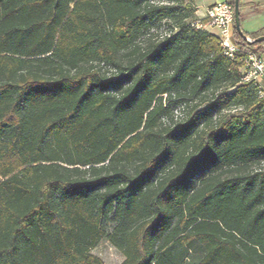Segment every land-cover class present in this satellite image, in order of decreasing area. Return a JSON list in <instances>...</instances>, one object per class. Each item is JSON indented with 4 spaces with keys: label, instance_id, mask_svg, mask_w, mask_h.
Here are the masks:
<instances>
[{
    "label": "trees",
    "instance_id": "16d2710c",
    "mask_svg": "<svg viewBox=\"0 0 264 264\" xmlns=\"http://www.w3.org/2000/svg\"><path fill=\"white\" fill-rule=\"evenodd\" d=\"M182 2L0 0V264H264V95Z\"/></svg>",
    "mask_w": 264,
    "mask_h": 264
},
{
    "label": "built area",
    "instance_id": "2783aa9c",
    "mask_svg": "<svg viewBox=\"0 0 264 264\" xmlns=\"http://www.w3.org/2000/svg\"><path fill=\"white\" fill-rule=\"evenodd\" d=\"M234 23V7L228 0L216 2L207 6L201 16H196L190 25L196 29L213 32L218 39L222 52L227 57H239L242 62L241 79L243 82H253L264 95V62L262 57L251 50H243L234 43L232 38ZM248 42L253 39L247 37Z\"/></svg>",
    "mask_w": 264,
    "mask_h": 264
},
{
    "label": "rangeland",
    "instance_id": "374dc122",
    "mask_svg": "<svg viewBox=\"0 0 264 264\" xmlns=\"http://www.w3.org/2000/svg\"><path fill=\"white\" fill-rule=\"evenodd\" d=\"M187 4H189V0H183V2L180 4V7L186 8L185 6ZM188 8H190V10L193 8V14L189 15L188 18H192L193 16L194 17L199 16L194 12L195 10L194 2H193V6L191 5V7ZM171 23H173V20L171 19L162 20L159 23L158 27L156 28V32L162 35L168 33L170 30L169 24ZM187 111H188V107H185L184 104L180 105L179 107H176L173 110L174 119L183 118L186 115ZM232 111H235V109H233ZM91 252L99 256L105 264H119L123 260V255L114 246H112L109 243V241L106 239H103L95 248L91 250ZM201 255H202V250L199 247L197 246L192 247L188 259L185 260V264H194L199 259V257H201Z\"/></svg>",
    "mask_w": 264,
    "mask_h": 264
},
{
    "label": "crops",
    "instance_id": "0c3cea01",
    "mask_svg": "<svg viewBox=\"0 0 264 264\" xmlns=\"http://www.w3.org/2000/svg\"><path fill=\"white\" fill-rule=\"evenodd\" d=\"M222 0H192L195 13L201 16L207 6ZM241 28L248 36L264 31V0H241ZM260 16V18H259ZM264 34V33H263ZM264 62V50L259 54ZM264 86V79L262 80Z\"/></svg>",
    "mask_w": 264,
    "mask_h": 264
},
{
    "label": "water",
    "instance_id": "95a60500",
    "mask_svg": "<svg viewBox=\"0 0 264 264\" xmlns=\"http://www.w3.org/2000/svg\"><path fill=\"white\" fill-rule=\"evenodd\" d=\"M239 0H234V24L237 32L246 40L247 36L243 33L241 28L240 19H239ZM258 40H264V36H260L257 38Z\"/></svg>",
    "mask_w": 264,
    "mask_h": 264
}]
</instances>
